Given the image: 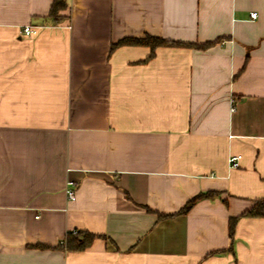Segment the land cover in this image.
<instances>
[{
	"label": "crops",
	"instance_id": "0c3cea01",
	"mask_svg": "<svg viewBox=\"0 0 264 264\" xmlns=\"http://www.w3.org/2000/svg\"><path fill=\"white\" fill-rule=\"evenodd\" d=\"M51 4L0 0V264H264V218L228 237L264 200V0ZM146 35L213 44L113 46Z\"/></svg>",
	"mask_w": 264,
	"mask_h": 264
},
{
	"label": "trees",
	"instance_id": "16d2710c",
	"mask_svg": "<svg viewBox=\"0 0 264 264\" xmlns=\"http://www.w3.org/2000/svg\"><path fill=\"white\" fill-rule=\"evenodd\" d=\"M68 8V0H52V4L49 10L48 18H50L54 23L57 22L59 19L62 18L61 12L65 11ZM213 44V42H207L204 44H189L186 45L184 43L180 42H174V41H168L160 38H156L150 35H146L143 38H125L120 40L118 43L114 44L113 46H121V45H135V46H146L149 47L150 50V56L152 57L154 55V50H156L157 47H176V46H188L193 47L198 50H204L210 47ZM212 193H201L199 195H196L195 197L191 198L186 202V204L181 208V210L175 214L172 215H163L159 214L158 219H164L166 218H172L177 215L185 214L189 211V209L197 203L198 200L201 198L210 196ZM251 209L245 211L238 217H230L228 220V237L230 242L233 240V234L234 229L236 226V223L238 219L241 217H252V218H264V200L257 201ZM94 234H90L87 232L82 231H75V232H69L67 233L65 242L62 243V245L68 249V250H75L80 251L85 248H87L92 241L95 239ZM41 248V247H40Z\"/></svg>",
	"mask_w": 264,
	"mask_h": 264
},
{
	"label": "built area",
	"instance_id": "2783aa9c",
	"mask_svg": "<svg viewBox=\"0 0 264 264\" xmlns=\"http://www.w3.org/2000/svg\"><path fill=\"white\" fill-rule=\"evenodd\" d=\"M256 17H257V13L256 12L250 13V18L255 19ZM23 33L25 35H33V34L36 33V29L27 26V27H24ZM228 159H229V161H228L229 165L231 167H236L238 165V160L241 159V158H240V156H233V157H230ZM66 195H67V197H69L68 199H70V200H74V198H75L74 197V192L70 188H68L66 190Z\"/></svg>",
	"mask_w": 264,
	"mask_h": 264
}]
</instances>
